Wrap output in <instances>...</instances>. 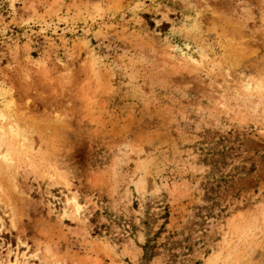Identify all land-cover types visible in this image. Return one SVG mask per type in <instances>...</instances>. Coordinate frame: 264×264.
I'll return each instance as SVG.
<instances>
[{
  "label": "rangeland",
  "instance_id": "1",
  "mask_svg": "<svg viewBox=\"0 0 264 264\" xmlns=\"http://www.w3.org/2000/svg\"><path fill=\"white\" fill-rule=\"evenodd\" d=\"M148 238L264 264V0H0V264Z\"/></svg>",
  "mask_w": 264,
  "mask_h": 264
},
{
  "label": "trees",
  "instance_id": "2",
  "mask_svg": "<svg viewBox=\"0 0 264 264\" xmlns=\"http://www.w3.org/2000/svg\"><path fill=\"white\" fill-rule=\"evenodd\" d=\"M154 237H155V235H154ZM141 248L143 250V256H142V263L141 264H146L147 261L150 259L151 253L153 251V239L148 238L146 240L145 244Z\"/></svg>",
  "mask_w": 264,
  "mask_h": 264
}]
</instances>
